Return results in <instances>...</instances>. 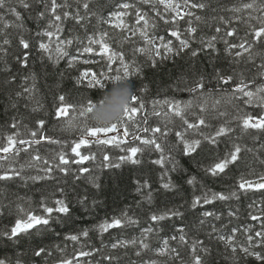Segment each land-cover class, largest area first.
I'll return each instance as SVG.
<instances>
[{
	"label": "trees",
	"instance_id": "trees-1",
	"mask_svg": "<svg viewBox=\"0 0 264 264\" xmlns=\"http://www.w3.org/2000/svg\"><path fill=\"white\" fill-rule=\"evenodd\" d=\"M178 2L182 14L191 11L195 15H185L173 23L176 14L165 12L155 0L148 4L142 0H67L66 4L57 0V4H64L57 8L62 17L57 22L61 28L59 41L55 35L51 41L40 35L44 31L56 33L55 27L49 28V21L54 18L49 11L50 0H29L28 9L11 0L0 9L4 16L0 21V146L8 145L10 135L17 141H34L43 133L57 141L45 140L39 145L17 143L16 148L27 151L19 155L15 151L0 153L9 156L0 160V175L12 176L0 180V260L5 264H65L69 260L72 264H195L197 257L201 264H261L241 249L249 247L248 235L262 230L264 189H241L239 184H255L264 176V130L245 129L241 119L247 115L264 116V109L245 104L247 97L241 98L239 93L234 96L233 92L241 80L264 84V77L259 75L260 65H264V37L258 43L252 35L254 28L264 26V0H193L204 3L203 9L186 7L183 0ZM84 3L89 4L88 9ZM122 3L134 7L121 9ZM246 3H254V7L246 9ZM11 8H16L22 18L17 20ZM137 10L149 21L148 35L156 46L163 38L179 49L180 41L171 35L172 31H179L181 39L190 46L179 55L160 48L153 64L149 49L155 46L148 45L139 34L143 21L135 24ZM118 11L130 13L122 17L128 30L114 27L118 23L114 19L109 21L110 14ZM41 12L45 13L43 18ZM64 12L71 13L72 18L64 19ZM78 17L83 19L78 22ZM6 24L12 26L3 27ZM190 26L196 29L194 36L188 32ZM233 30L235 35L228 36ZM104 33L111 51L122 54L129 66L126 78L119 59L109 71L106 57L95 51L80 55L88 37L99 39ZM21 38L28 42V49L21 45ZM68 39L73 40L71 46L65 47L68 56L57 60V43ZM5 40L10 43L5 44ZM245 41L250 52L240 48L229 51L230 45ZM40 43L49 44L50 50L41 49ZM209 43L213 47L209 48ZM92 47L98 51L101 46ZM139 48L146 51H136ZM193 51L198 54L192 55ZM236 52L244 55L237 56ZM24 57L26 67L21 62ZM71 57H76L77 62L69 67ZM85 71L89 77L96 73L103 86L92 88L87 80L77 83ZM117 74L129 81L137 97L136 101L131 100L130 107L139 109L142 102L144 108L133 114L134 119L123 114L115 122L117 132L100 134V139L115 137L117 143L97 144L94 137H88L90 143L79 151L90 158L73 163L80 157L71 148L80 141L86 127L97 126L90 114L84 117L80 112L89 102H101L104 92L112 88L110 80L103 77ZM229 76L233 78L231 82L224 83L221 78ZM200 84L202 88H198ZM60 96L65 97L64 101L59 100ZM177 104L188 122L197 124L202 118L206 124L188 129L175 114L173 106ZM63 106H71L69 113L58 117L57 110ZM40 121H44L43 129L39 128ZM145 127H160L161 132H144ZM220 128H225L226 134L216 136ZM125 129L128 135H124ZM32 131L37 136L33 137ZM176 133H181L184 140ZM143 139H155L160 148L142 144ZM197 140L199 146L189 152L186 142ZM237 145L241 148L237 161L213 175L211 169ZM133 147L142 149L133 157L138 163L122 159L131 156ZM60 155L69 159L68 165H61L68 169L67 173L55 167ZM158 160L162 162L156 163ZM47 168H52V172L45 171ZM82 168L88 172L80 171ZM218 195L229 198L215 199ZM205 198L211 202L204 203ZM197 199L201 202L194 206ZM57 201H63L69 213L54 210L49 218L45 208L60 207ZM172 212L179 215H171ZM205 212L215 215L205 216ZM166 213L168 218L164 220L151 219ZM28 215L49 218V224L10 236L17 221L26 220ZM253 215L262 219L254 221ZM116 219L121 220V227L100 230L101 224ZM85 231L87 237L82 235ZM233 234L235 239L229 245L226 239ZM73 235L80 239L71 240ZM113 244L120 246L114 248ZM41 249L44 251L37 256ZM250 250L264 253V247ZM81 252L91 254L81 256Z\"/></svg>",
	"mask_w": 264,
	"mask_h": 264
},
{
	"label": "snow or ice",
	"instance_id": "snow-or-ice-1",
	"mask_svg": "<svg viewBox=\"0 0 264 264\" xmlns=\"http://www.w3.org/2000/svg\"><path fill=\"white\" fill-rule=\"evenodd\" d=\"M17 4H19L21 7L28 9L30 7V3L29 0H16ZM41 2H43V0H41ZM65 4L67 2V0H64ZM143 3H152V0H142ZM11 3V0H0V9H4L6 7L7 4ZM155 3L163 5L164 7V11L165 12H173L176 15L174 17H172L171 22H175L177 19H184V16H193L195 15L194 13H192L191 11L188 12H184L182 14L181 12V3L178 2V0H155ZM184 5L190 6L191 8H200L203 9L206 7V5L204 3H197V2H193V0H183ZM50 4L51 7L49 8V11L53 14V19H51L49 21V28L55 27L56 28V33L52 32V31H44L43 33H40V35H44L47 36L49 38V40L51 41L52 37L55 35L57 38V41H59V32L61 31L60 25L57 24V22L61 21L62 17L60 14H57V8L59 7H63L64 4H57V0H50ZM83 7L85 9L89 8V4L88 3H84ZM119 7L121 9H127L129 7H134V5H130L129 3H122L119 5ZM254 7V3H246L244 4V8L246 9H252ZM11 13L17 18V20L21 19V13L18 12L16 10V8H11L10 9ZM45 15L44 12L40 13L41 18H43ZM126 15H130V13H126L123 11H118V12H114L112 14H110L109 16V21L111 20H116L118 21V23H116L114 25V27L116 28H123L128 30L129 29V25H127L125 23V21L122 19V17L126 16ZM158 15H161L160 13H158ZM63 18L64 19H69L72 18L71 17V13L68 12H64L63 13ZM163 18V17H162ZM4 16L2 13H0V21H3ZM83 17H78L77 21L79 22V20H82ZM196 19L199 20L200 17L196 16ZM141 21H143V26L138 29L139 34L143 37V39L146 41V43L148 45L151 46H155L152 47L151 49H149V51H151L152 56L150 57L153 61V64H155V57L160 55V48H163L165 53H175L176 55H179L181 51L187 49L190 45L189 42L187 40L181 39L180 37V33L179 31H172L171 35L176 37L179 41H180V48L179 49H174L171 45V42L168 41H164L163 38H160L161 43L156 46V41L151 38L148 35V26H149V21L147 19H145V16L143 14L140 13L139 10H137L135 12V24L136 25H140ZM165 22H169L168 20H165ZM11 24H6L3 25V27L7 28V27H11ZM217 31H220L219 29H217ZM188 32L190 34H192L193 36L195 35L196 29L193 27H189L188 28ZM228 36H233L235 35V30L233 31H229L227 33ZM252 35L254 37V39L259 43L261 42V38L264 37V26L258 27V28H254ZM107 36V33H104L99 39L95 38V36L92 37H88V44L87 46H85L81 51H80V55L82 56L84 53H93L94 51L96 52V55L98 56H103L107 58V61L109 62V71H111V65L113 63L116 62L117 59H119L123 69H124V77L126 78L128 75V65L124 63V58L122 54H117L115 52H112L109 45L105 43L104 41V37ZM213 41L216 40V37L213 36L211 38ZM5 44L10 43V41L5 40L4 41ZM21 45L23 46L24 49H28L29 48V44L28 42H26L23 38H21L20 40ZM73 43V40L68 39L66 41L63 42H58L57 46H56V53H57V60L60 58H63L65 56H68V52L65 50L66 46H71ZM80 43H84V41H80ZM225 43H227V41H225ZM246 43L242 42L238 45L233 44L229 46V51H231V49L233 48H240V49H244V52H250L251 48L250 47H246ZM95 44H99L101 47L100 49L97 51L95 50L92 45ZM209 48L213 47V45L211 43H209L207 45ZM39 47L41 49H43L44 51L48 52L49 49V44L46 43H40ZM136 51H139L141 53L145 52L146 49L145 48H139ZM244 52H236L235 55L237 56H243ZM198 53L193 51L192 55H197ZM165 59L167 58V56L164 57ZM21 62L24 64V66H27V57L22 58ZM77 62V58L76 57H71L70 58V62H69V67L74 66V64ZM88 61H84V63H87ZM260 68L262 69V71L259 73V75L261 77H264V65H260ZM139 69H137L138 71ZM92 79L88 80L89 77V72L85 71L81 73V81H77V83H81L82 81L87 80L88 84L90 87L92 88H96V87H102V79L101 78H97L96 73H92L91 74ZM121 78V76L119 74H117L115 76V79L117 81H119ZM103 79H109L111 80L112 77H108V76H104ZM222 81L224 83H230L231 80L233 79L232 77H222L221 78ZM253 85H255V90H253ZM203 85L200 84L198 85V88H202ZM192 91H196V89H192ZM237 93L242 94L241 98L243 97H247L246 100H244V103L247 105H256L259 106L260 108L264 109V84H257L255 80H251L248 82H245L244 80H241L239 82V84L235 87V90L233 92V95L235 96ZM65 97L64 96H60L59 100L60 101H64ZM132 101H136L137 97L135 95H132L131 97ZM159 103V102H156ZM163 103L167 104L169 103L168 101H164ZM218 103V102H217ZM96 106V103L93 102H89V105L84 107L83 110L80 112L81 116L87 117L92 109ZM189 107L191 105H188ZM71 106H63L58 108L57 110V116L61 117V116H67L69 113V108ZM174 111L175 114L177 116H180L181 120L187 125L188 129H192V128H198L201 125H205L206 121L205 119H199L197 124H193L188 122L183 115L182 110L180 109L179 104L174 105ZM144 108V104L141 102L139 105V109L136 107H130V105L128 107H126L124 114L127 115L129 117V119H134V115L135 113L138 112V110H142ZM154 115H159L158 112H154ZM165 115H167V113H165ZM242 119V123H243V127L245 129H249V128H254V129H260V130H264V116H260V117H256L254 118L252 115H247L246 117H241ZM144 121L145 123L147 122V117H144ZM13 127H15V125H13ZM44 127V121H40L39 122V128L43 129ZM119 129L117 127L116 123L111 124L110 126H95V127H86L85 133L84 135L81 137L80 141L78 143L75 144L74 147L71 148L72 153H75L76 156L80 157L79 161H72L73 163H81L84 160L89 159L90 157L88 156H82L79 149L81 148L82 145H88L90 143L88 137H94V143L97 144H112V143H117V138L112 137V138H108V139H100V134L101 133H110V132H117ZM142 131L144 132H148V131H152L154 133H160L161 132V128L160 127H156V128H149V127H145L142 129ZM226 129L225 128H220L218 130V132L216 133V136H221L226 134ZM163 134V133H162ZM31 135L33 137L37 136V132L36 131H32ZM124 135H128V130L125 129L124 130ZM176 135H178L180 137V139L183 141L184 137L181 133H176ZM139 139V138H137ZM205 139H209L208 137H205ZM212 142L215 143V137L211 138ZM49 141V142H57V141H52L51 138L48 137H44L43 133H41V138L40 139H36L34 141H25V140H19L17 141L13 136H8L7 137V141H8V145L6 147L4 146H0V153H12L13 151H15V155H19L21 151H27V148H16L17 143L21 144V145H39L40 143H42L43 141ZM142 144L145 145H152L154 146L156 149L160 148V145L156 142L155 139H143ZM200 144V141H194L193 143H187L186 142V146L189 152H192L195 150L196 147H198ZM142 149L133 147L130 149L131 151V156L128 157H123L122 159L126 160V161H131L132 163H138V160H134L133 157L136 156L137 152L141 151ZM241 152V148L237 145L234 148V151L232 153L229 154V156L227 158H225L222 162L217 163L212 169L211 172L213 175L222 173L225 171L226 167H228V165L232 164L233 162L237 161L238 157H239V153ZM92 159H94V157H91ZM9 159V156L7 155H3L0 156V160H7ZM35 159L40 160L41 157L40 156H36ZM105 159L107 160L108 157L105 156ZM162 161H156V163H161ZM45 163H47V161H45ZM69 164V159H66L65 155H60L59 156V164H57L55 167L58 168L61 172L67 173L68 169L61 167V165H68ZM115 166H119V165H115ZM0 167H3V165H0ZM52 168H47L45 169V171L47 172H52ZM80 171L82 172H88L87 168H82L80 169ZM19 172H16L15 175L19 176ZM12 176H10L8 173H5L3 175H0V180H9L11 179ZM34 179H42V177H34ZM191 182V181H190ZM164 187H169L168 184H165ZM239 187L241 189H251L253 187L259 188V189H264V176H262L260 178L259 182H256L255 184L251 181H242L239 184ZM215 199H228L229 197H225L223 195H218L214 197ZM200 199H197L194 202V206L196 204H200ZM211 201L208 200L207 198H205L204 203H210ZM57 204L60 205V207L53 209L51 207H46L45 208V212L48 214V217H51V214L53 213V211L55 210L58 213H64L67 214L69 213V208L67 205H65L63 203V201H57ZM171 215H179L178 212H172ZM205 216H213L215 215L212 212H205L204 213ZM49 218H45V217H39V216H35V215H28L26 220H20L17 221V223L15 224V226L11 229V233L10 236L15 237L18 234H20L21 232H26L27 230H29L30 228L36 227L37 225H48L49 224ZM168 218V214H164V215H153L151 217V219L153 221H160V220H164ZM252 220L254 221H260L262 218L261 217H257L255 215H253L251 217ZM131 223H134V221H129ZM121 220L120 219H116L114 221H112L111 223L109 222H105L103 224H101L100 230L102 232H107L110 228H115V227H121ZM235 231V230H234ZM246 231H250V229H246ZM5 235H9V233H5ZM83 236L87 237L88 236V232L85 231L82 233ZM71 240L73 241H77L80 239L79 236L77 235H73L70 237ZM172 239H176V237H172ZM179 239L184 240L183 236H180ZM220 239L225 240V237L221 236ZM235 239V235L233 234L231 237L226 239V243L231 245L233 243V240ZM248 243H249V247H243L242 246V251L244 253H246L248 256L254 257L257 261L261 262V264H264V253L262 252H258V251H251L250 248L251 247H264V224H262V230L260 231H256L254 233V235H248L247 237ZM255 241V244L253 243ZM133 243H135V241H133ZM143 243V242H141ZM164 244L167 245L168 241H164ZM120 245L118 244H113L112 247H119ZM144 247L147 248L148 245L144 244ZM195 250V249H194ZM44 250L41 249L39 250L36 255L39 256L41 255V253ZM233 251H236L235 247H233ZM91 253L89 252H81L80 255L81 256H88ZM161 254H163V250L161 252ZM0 264H5L4 260H0ZM65 264H72V261H65ZM195 264H201V260L199 257L196 258Z\"/></svg>",
	"mask_w": 264,
	"mask_h": 264
},
{
	"label": "clouds",
	"instance_id": "clouds-1",
	"mask_svg": "<svg viewBox=\"0 0 264 264\" xmlns=\"http://www.w3.org/2000/svg\"><path fill=\"white\" fill-rule=\"evenodd\" d=\"M109 82L112 84V88L104 92L101 102L96 103L89 117L91 121L101 127L110 126L120 120L126 107L130 105L133 95L131 84L123 76L119 81L114 76Z\"/></svg>",
	"mask_w": 264,
	"mask_h": 264
},
{
	"label": "rangeland",
	"instance_id": "rangeland-1",
	"mask_svg": "<svg viewBox=\"0 0 264 264\" xmlns=\"http://www.w3.org/2000/svg\"><path fill=\"white\" fill-rule=\"evenodd\" d=\"M92 79V76L88 77V80H91Z\"/></svg>",
	"mask_w": 264,
	"mask_h": 264
}]
</instances>
